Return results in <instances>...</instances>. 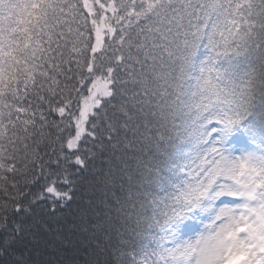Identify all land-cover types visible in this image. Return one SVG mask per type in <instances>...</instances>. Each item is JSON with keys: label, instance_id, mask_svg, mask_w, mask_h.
Returning <instances> with one entry per match:
<instances>
[{"label": "snow or ice", "instance_id": "6c2138e0", "mask_svg": "<svg viewBox=\"0 0 264 264\" xmlns=\"http://www.w3.org/2000/svg\"><path fill=\"white\" fill-rule=\"evenodd\" d=\"M0 192L13 264H264V0H0Z\"/></svg>", "mask_w": 264, "mask_h": 264}, {"label": "trees", "instance_id": "16d2710c", "mask_svg": "<svg viewBox=\"0 0 264 264\" xmlns=\"http://www.w3.org/2000/svg\"><path fill=\"white\" fill-rule=\"evenodd\" d=\"M20 186H23V182ZM25 191H28V189ZM9 196H15V192L11 189L9 190ZM16 198L19 199V197ZM5 200L4 193L0 192V203H4ZM8 203L10 205L11 201L9 200ZM78 213V205L73 203L70 207H65L63 211L57 212L54 218L44 217L46 223L41 235L35 239L31 235L28 237V240L31 241L29 243L31 249L29 264H86V261L91 259L86 253L78 251L75 247H71L69 251H64L56 244L46 243L48 240L53 239L62 240L65 236L75 242L76 236H73L72 230L79 220ZM23 219L27 220L28 218L24 217ZM28 223L32 224V221H28ZM49 228L56 231L57 235L55 237H53ZM64 247H70L67 241H65ZM0 264H13V258L0 257Z\"/></svg>", "mask_w": 264, "mask_h": 264}]
</instances>
